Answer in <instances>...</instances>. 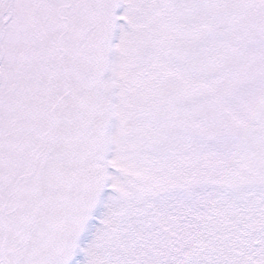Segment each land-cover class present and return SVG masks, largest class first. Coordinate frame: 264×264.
Instances as JSON below:
<instances>
[{"label": "snow or ice", "instance_id": "obj_1", "mask_svg": "<svg viewBox=\"0 0 264 264\" xmlns=\"http://www.w3.org/2000/svg\"><path fill=\"white\" fill-rule=\"evenodd\" d=\"M0 264H264V0H0Z\"/></svg>", "mask_w": 264, "mask_h": 264}]
</instances>
